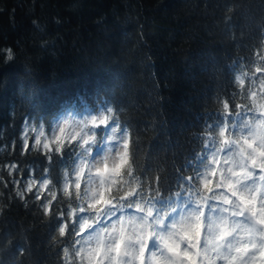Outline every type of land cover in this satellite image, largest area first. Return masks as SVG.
Returning <instances> with one entry per match:
<instances>
[{
    "label": "trees",
    "instance_id": "1",
    "mask_svg": "<svg viewBox=\"0 0 264 264\" xmlns=\"http://www.w3.org/2000/svg\"><path fill=\"white\" fill-rule=\"evenodd\" d=\"M262 41L264 0H0V53L15 56L5 65L0 54V264H54L56 221L35 197L48 199L42 182L59 187L74 163L24 153L26 122L113 103L149 150L179 166L199 148L191 133L220 118L214 97L232 90L237 64Z\"/></svg>",
    "mask_w": 264,
    "mask_h": 264
},
{
    "label": "clouds",
    "instance_id": "2",
    "mask_svg": "<svg viewBox=\"0 0 264 264\" xmlns=\"http://www.w3.org/2000/svg\"><path fill=\"white\" fill-rule=\"evenodd\" d=\"M14 59L7 49L4 64ZM244 76L234 75L235 112L223 92L214 97L220 118L191 133L199 148L183 171L149 150L113 103L26 122L21 138L30 130L35 147L75 150L59 187L41 184L51 191L40 208L63 209L43 214L57 217L47 240L54 264H93L97 252L104 264H264V78L242 86Z\"/></svg>",
    "mask_w": 264,
    "mask_h": 264
},
{
    "label": "snow or ice",
    "instance_id": "3",
    "mask_svg": "<svg viewBox=\"0 0 264 264\" xmlns=\"http://www.w3.org/2000/svg\"><path fill=\"white\" fill-rule=\"evenodd\" d=\"M0 54H6V50L3 53ZM247 62L246 63H240L237 64V67L234 69L232 77L229 81V87L232 89L231 91H228L227 89H225L223 91V94L228 97V100L225 101V108H230V110L232 112H235L236 109V104L235 102L232 100V97L237 94V89L235 88L233 79H234V75L236 73L239 72H244L245 76L244 79L240 80V84L242 86L246 85L248 82L253 81V80H260L262 78H264V41L261 42V44L255 48V49H251L250 50V54L248 55V57L246 58ZM249 73H251V75H249ZM236 79H239L238 76H235ZM260 94L262 96H264V88H261L260 90ZM251 98L253 99V101L255 102V98L257 93L254 91L251 94ZM264 110V109H262ZM219 116V113H218ZM212 118H210L211 120ZM229 119H231V116H229ZM26 127V125H25ZM24 131V130H23ZM38 139L36 137H34V139H32V142L30 143L29 140L24 141V153H28L29 150H39L41 155L44 157L45 161L51 163L53 161V159L55 158L57 161H64L65 159L68 160H74L75 159V150L72 147L69 148H65L62 149L61 151L57 152L54 148H52L51 144H45L41 149H37L35 147V145L38 143ZM49 153H51V155H49ZM195 157V153H192L191 156L189 158H186L180 165V170L183 171V169L185 167H189L191 166V162L193 160V158ZM29 194H33V190L31 189L29 191ZM18 197L20 200L26 202L27 201V197L24 196L23 198H21L20 196H16ZM36 201H40L41 203L44 202L45 198L43 195H39L35 197ZM38 204L39 209L42 211L43 214H47V213H54V212H59L62 211V208H56V201H52V204L49 205L48 207L41 209L40 208V204ZM25 205H27L25 203ZM3 209H0V214H2ZM52 219H54L55 221L57 220V217L53 214ZM17 254L20 256H23L25 253V249L23 247H19L16 249ZM57 251H59V249H57ZM262 256H264V252L261 253ZM93 264H104V261L102 259H100V252L96 253V257L93 261ZM193 264H198V261H193Z\"/></svg>",
    "mask_w": 264,
    "mask_h": 264
}]
</instances>
